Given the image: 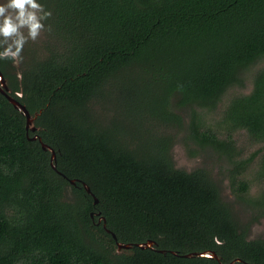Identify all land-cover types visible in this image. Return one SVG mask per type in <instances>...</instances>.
<instances>
[{
  "label": "trees",
  "instance_id": "trees-1",
  "mask_svg": "<svg viewBox=\"0 0 264 264\" xmlns=\"http://www.w3.org/2000/svg\"><path fill=\"white\" fill-rule=\"evenodd\" d=\"M38 2L52 31L20 68L0 60L11 94L39 112L32 131L0 92V264H264V238L250 237L264 189L246 176L260 152L264 180V149L243 156L234 138L264 143V66L231 94L264 61V0ZM179 142L221 176L179 167ZM206 250L221 260L183 255Z\"/></svg>",
  "mask_w": 264,
  "mask_h": 264
},
{
  "label": "rangeland",
  "instance_id": "rangeland-1",
  "mask_svg": "<svg viewBox=\"0 0 264 264\" xmlns=\"http://www.w3.org/2000/svg\"><path fill=\"white\" fill-rule=\"evenodd\" d=\"M0 2H3V0H0ZM20 65L21 63L17 65L18 68H20ZM263 66H264V61L252 66L251 69L248 70L245 74V85L243 87H237L235 90L232 91L231 94L236 92L249 93L252 89L253 79L257 70ZM225 100L223 101V104L225 103ZM221 108H222V104L219 107V111ZM234 138L236 140L237 149L241 150L243 156H249L250 154L259 151L260 149H264V143L252 142L247 132L244 130L237 132ZM190 146H193V144L190 143ZM188 148L189 145L185 144L184 142H179L175 145L173 149L174 157L179 167L185 168L187 170H191L192 168H195L197 166L206 165L213 168L214 174L217 175V177L221 176L220 167H219L220 164L219 161H216L215 157L207 158V156H199V155L195 157L193 154L191 155V152ZM212 154L215 155L214 152H212ZM260 155L261 153L257 152V156L255 157L254 162L252 163L250 169L246 173L247 178L253 181L252 189H251L253 195L257 194L259 191L264 189V180L262 179L255 180L256 171L259 165ZM227 166L228 165H225V167ZM222 187H223L222 189L223 198L229 201L234 206L235 213L242 220L247 221L250 217L249 215L250 211L247 210V208L243 206V204L240 205L238 201H236V197L234 196V193L232 192L227 179H224ZM250 237L264 238V218L260 222L255 223L253 225L250 232Z\"/></svg>",
  "mask_w": 264,
  "mask_h": 264
},
{
  "label": "clouds",
  "instance_id": "clouds-1",
  "mask_svg": "<svg viewBox=\"0 0 264 264\" xmlns=\"http://www.w3.org/2000/svg\"><path fill=\"white\" fill-rule=\"evenodd\" d=\"M52 12L38 0H3L0 2V60L23 62V50L44 32H51L47 21Z\"/></svg>",
  "mask_w": 264,
  "mask_h": 264
},
{
  "label": "water",
  "instance_id": "water-1",
  "mask_svg": "<svg viewBox=\"0 0 264 264\" xmlns=\"http://www.w3.org/2000/svg\"><path fill=\"white\" fill-rule=\"evenodd\" d=\"M0 92L3 95H5L9 99V101L14 104V106L16 108H18L19 110H21L22 113H24V115L26 116V119H27V128L31 129L32 131H36L38 129V127L35 126L34 123H35V119L38 116L39 112H36L35 115H32L31 112L29 111V109L27 108V106L25 104H23L22 102H20L16 97H14L11 94V90L8 86L7 78L4 76L1 69H0ZM20 95H22V93H20ZM37 137L38 136L36 135L34 137V139ZM39 139L42 141V139L40 137H39ZM42 145L45 149L51 150V152H52V165H53V167H55L54 162L56 161V157H57L55 149L52 148L51 146H49L48 144L44 143L43 141H42ZM71 182L75 183V180L72 179ZM84 185L86 186L87 190L91 193L92 192L91 188L86 183H84ZM97 202H98V198L95 197V203H97ZM101 219H104V217L103 216L100 217V220ZM104 225L106 227V223ZM113 236L116 237V235L114 233H113ZM155 242L156 241H154V240H149V241L144 242V243H137L136 245L141 247V248H147V247H153ZM117 246H118V251H121L122 249H129V248L133 247V243H123V242L118 241ZM161 251H165V250H161ZM183 255L187 256V257L197 255V256H204V257H209V258H217V259L221 260V257L214 250H206V251H201V252H191V253H186ZM236 261H242V259L237 258V259H235V260H233L227 264H236ZM247 264H250V263H247Z\"/></svg>",
  "mask_w": 264,
  "mask_h": 264
}]
</instances>
